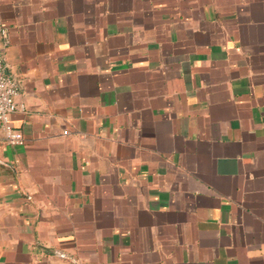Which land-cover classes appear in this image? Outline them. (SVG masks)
I'll use <instances>...</instances> for the list:
<instances>
[{
  "label": "crops",
  "instance_id": "obj_1",
  "mask_svg": "<svg viewBox=\"0 0 264 264\" xmlns=\"http://www.w3.org/2000/svg\"><path fill=\"white\" fill-rule=\"evenodd\" d=\"M0 9V264H264V0Z\"/></svg>",
  "mask_w": 264,
  "mask_h": 264
},
{
  "label": "built area",
  "instance_id": "obj_2",
  "mask_svg": "<svg viewBox=\"0 0 264 264\" xmlns=\"http://www.w3.org/2000/svg\"><path fill=\"white\" fill-rule=\"evenodd\" d=\"M0 36L3 39V45H10V34L8 28L4 25L2 11L0 9ZM19 86L17 81L8 75L5 56L0 50V123L5 131V140L11 145H24L25 138L23 134L14 129L11 116L24 110V105L17 100Z\"/></svg>",
  "mask_w": 264,
  "mask_h": 264
}]
</instances>
